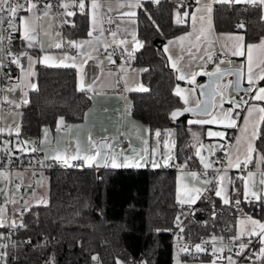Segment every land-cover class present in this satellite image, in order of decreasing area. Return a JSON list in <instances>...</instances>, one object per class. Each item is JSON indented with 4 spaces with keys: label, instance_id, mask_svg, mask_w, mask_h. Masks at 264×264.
Here are the masks:
<instances>
[{
    "label": "trees",
    "instance_id": "16d2710c",
    "mask_svg": "<svg viewBox=\"0 0 264 264\" xmlns=\"http://www.w3.org/2000/svg\"><path fill=\"white\" fill-rule=\"evenodd\" d=\"M191 0L143 1L137 12L138 37L143 46L128 61L146 66L141 79L146 91L129 93L132 115L151 129L174 127L176 146L172 152L178 163L202 168L191 142L192 126L187 114L178 120L169 118L175 108L185 104L174 92L177 79L167 63L163 44L188 29L177 24L179 11L190 12ZM187 20L188 18H184ZM213 22L218 31L243 32L247 42L264 37V17L259 4H217ZM243 24V28L238 25ZM88 13L78 10L64 27V48L73 51L72 43L85 37ZM13 47L19 42L13 38ZM16 74V68L12 70ZM91 103L87 91L76 85L73 67H37L36 87L21 104L20 136L36 139L45 125L80 122ZM231 132L234 129L230 130ZM264 157V121L255 142V154ZM48 177L46 205L27 207L20 217L23 227L16 230L14 243L3 248L6 264H173L171 231L183 210L176 201V168H108L54 166L45 171ZM241 173H232L231 202L225 205L209 189L193 205L196 210L186 222L192 235L215 232L234 235L237 218L243 212L264 216V202L242 200ZM240 200L237 206L234 202ZM202 219L203 224L194 220ZM19 225V226H20ZM1 229V227H0ZM30 241V243H29ZM95 257V259H93ZM192 261L206 257L181 256ZM3 258V255L0 257Z\"/></svg>",
    "mask_w": 264,
    "mask_h": 264
},
{
    "label": "crops",
    "instance_id": "0c3cea01",
    "mask_svg": "<svg viewBox=\"0 0 264 264\" xmlns=\"http://www.w3.org/2000/svg\"><path fill=\"white\" fill-rule=\"evenodd\" d=\"M143 1L147 0H97V3L101 7L97 10L91 8V0H83L85 4L84 10L88 13V29L85 37L78 38L72 43L73 51H69L64 48L66 43L64 37V27L71 23V19L75 13L79 10L78 8L72 9L74 5V0H59L60 10L58 14L50 10L47 16L43 15V5L38 4V11L36 15L39 19H34L31 21L32 27L35 28L33 35L35 39L31 41L25 40L23 30L21 28L18 31L17 38L19 42V47L15 49V58L19 57L20 64H16V74L14 79L15 91L10 94L13 99L19 101L21 104L25 100H28L29 92L33 88L31 85L34 83L36 85V75L37 67L39 65L49 66V67H65L64 65H69L67 67H72V63H75L76 72V85L79 90L87 91L90 96L91 103L86 109L83 119L80 122H58L55 126H43L38 138L39 142V156L44 161H57L53 160L52 157L59 154L71 155L77 150L84 154H95V151L99 148L100 151L104 149V155H108V162L104 166L97 167L95 164L96 171L99 172L101 167H110L112 154L123 153V156L130 158L133 161H139L141 156H144L148 161L150 158L157 154H163L164 156H172V152L176 146V129L174 127H166L163 129H151L146 123L138 120L132 115V102L129 93L134 91H142L141 88L147 89V86L143 83L141 75L146 71V66H134L128 59L136 51L142 48L143 40L138 37V24H137V12L138 8ZM159 1V0H151ZM190 16L195 15L196 20L193 21L188 18L185 22L188 23V29L173 37L168 39L163 44V51L165 47H168V52L164 51L169 67L173 70L177 83L174 87V92L176 94V89H181V95H179L180 100L184 103V98L187 97L188 104L185 105H197L200 102V92L199 85L205 80L206 75L196 74L195 83H191L192 74L200 73L202 71L210 72L215 70V67L208 68L205 66V61L207 59L206 53L222 52L229 55V61L220 64V67H233L239 68L243 71V82L248 84L247 80V46L248 45H260L264 41V37L260 38L255 42H247L243 32L240 31H218L215 29L213 22V10L214 6L220 3H215L213 0H191ZM63 3H68L69 7L66 10L62 7ZM111 4L112 11H108V5ZM234 3V2H232ZM211 5L212 11L209 13L206 10V5ZM239 4H249L242 2ZM199 8V11H196ZM262 15L264 17V7H262ZM67 11H72L74 15L67 16ZM126 12H134V16L124 15ZM113 14L117 18L118 34L115 38H107L104 31L101 28V18L105 15ZM22 16H31V13H20ZM95 15V22L94 17ZM58 17V20H57ZM200 17H204L203 20ZM176 18V17H175ZM209 20L211 26H209ZM14 23L18 24V20ZM92 31L93 35L88 36V32ZM203 31L201 40L197 41L195 36ZM191 33V35H189ZM0 34H2V28H0ZM181 36L186 37L183 41L179 38ZM242 36V44L245 46L244 56H233L231 52L235 44V37ZM120 40H125L126 43L121 45ZM88 41L89 43H84ZM109 42H114L119 48V55L121 57V62L117 64L116 69L107 68L106 65L110 64L113 66L116 60L112 57L113 62H109L108 56L100 53V49L108 45ZM171 42V43H170ZM31 44V47H29ZM56 44H60L57 48ZM74 44H83V47L76 48ZM209 45H211L209 47ZM27 53V55H24ZM129 53H132L129 56ZM49 57L47 63L44 62V57ZM171 56L172 60L168 57ZM204 56V59L200 57ZM253 56V70L256 75L254 76V83L251 86L252 90L249 91L251 94V101L246 106L242 116L239 120H235V127H228L227 120H222L214 124H189L190 120L197 119H211L216 116L217 113L222 111L221 98L218 96L215 99V106L212 112L206 116H193L187 119V124L192 126V136L191 142L195 147V150H200V145L202 144L208 151L209 155L225 142L229 133L232 131V141L231 146L226 158L225 165L223 168L219 169L215 175L216 185L215 190L221 191L220 200L223 202V198L227 197L231 202L233 197L231 192V182L232 173H241L243 179V192L242 200L246 203L251 202H264V199L257 201L249 193L248 198L245 199L243 193L245 191L244 184L245 180L249 185V189L252 191L260 192L264 186L260 185L259 181L264 174V159L260 153L255 154V151H249V146L255 150L256 138H253L252 133L256 132L258 136L259 128L262 122L261 117H264V113L258 111L259 108L264 107V101H255L252 99L256 95L260 87H264V80H259V68L257 67L261 61H264V49L260 47H255L252 50ZM31 57V61L29 60ZM175 61L177 68L172 67V62ZM31 64V73L29 72V66ZM2 66H3V53H2V42H0V82L2 77ZM264 66V65H261ZM114 67V66H113ZM179 69V71L177 70ZM183 73L185 75L184 80H180L178 77ZM81 77H83V89L81 87ZM120 77L125 85L126 93L122 94L115 90L116 79ZM241 93L236 92L231 89L229 92V97L236 98ZM5 95V99H7ZM229 97L225 94L223 98V111H226L231 117V108L228 105ZM1 98V97H0ZM10 101L9 99H7ZM13 105L14 103L10 101ZM255 105L252 111V115L248 116L247 110ZM15 106V105H14ZM14 112V111H13ZM12 112V113H13ZM12 113L6 115L2 118L1 129L3 134L9 135L6 131L5 126L11 121ZM247 119L248 126L247 130L244 129V121ZM159 131L160 136H155V132ZM211 132H221L222 136H208L207 133ZM195 133V135H193ZM89 136H91L92 143L89 142ZM193 138H196L193 140ZM27 142L22 141L21 149H27V144H32L33 138H26ZM239 141V144L237 143ZM103 143H108L111 145L110 148H101ZM26 147V148H25ZM203 148V147H202ZM210 149V152H209ZM147 150V151H145ZM204 155V153H200ZM232 161V165L228 164V160ZM174 162H176L173 159ZM196 161V160H195ZM247 161V162H245ZM61 162V161H57ZM79 163V166H88L82 161H70V164ZM120 162V161H118ZM240 163V167L237 168L234 165ZM143 163V161H141ZM178 163V162H176ZM185 164V163H178ZM213 164V169H217V165ZM147 163L144 164L145 168ZM125 168V167H119ZM131 168V167H130ZM176 168V201L179 198H184L185 196L191 194L194 198L198 195L195 204L199 199L209 190V184L203 183V180H210V173L207 170L199 171V167L193 166V168ZM19 172V177L22 180L23 185L26 183L35 182L30 177V173L26 170L17 169ZM195 171L197 173L207 172L206 176H201L200 179H193L188 172ZM249 172L255 173L251 178H247ZM43 173L46 174L44 171ZM42 173V174H43ZM41 174V175H42ZM223 176L224 179L220 180L219 177ZM40 177V176H39ZM193 189H199L200 192L197 194ZM26 195V187H25ZM195 204H179L181 206H190ZM247 216L253 219L260 220L264 222L263 217H257L251 212H243L237 218L236 230L233 236L238 234L241 227L245 229V236L242 240L249 237L247 232L252 229L250 223L241 226L239 221L245 219ZM258 230V229H257ZM256 241L261 242V238L258 236H252ZM264 246V245H263ZM176 249V248H174ZM177 257L179 258L180 264H211L212 260L207 261H192L183 259L181 256L184 255L183 252L176 249ZM236 261V264H264V260L260 259L259 251L248 258H237L232 259ZM173 264H177L173 260ZM216 264H229V260L216 261Z\"/></svg>",
    "mask_w": 264,
    "mask_h": 264
},
{
    "label": "snow or ice",
    "instance_id": "6c2138e0",
    "mask_svg": "<svg viewBox=\"0 0 264 264\" xmlns=\"http://www.w3.org/2000/svg\"><path fill=\"white\" fill-rule=\"evenodd\" d=\"M197 3H199V0H196ZM213 2L215 3H221V4H228V3H241L242 0H213ZM243 2L245 3H249V4H252V5H257L259 4L260 6L264 7V0H243ZM40 3V0H0V28H2V26L5 24V21H7V29L6 30H15V31H20L21 28L23 30V33H24V39L27 40V41H31L33 39H35V36L33 35V33L35 32V28L32 27V24H31V21L34 20V19H39L40 17L36 15V11H38V4ZM51 3H48V2H45L44 5H43V15L44 16H47L51 10ZM62 7L65 8L66 10L68 9L69 7V4L68 3H63L62 4ZM76 7L80 10V11H83L84 8H85V4L83 3V0H81V2H79L78 4H76ZM101 7L100 4L97 3V0H91V8L94 10V13H95V10L99 9ZM206 10L210 13L212 11V8H211V5H206ZM108 11H112V8H111V4L109 3L108 5ZM196 11H199V8H197ZM31 13L32 15L31 16H22L20 15V13ZM67 16H72L74 15V13L72 11H67ZM124 15H130V16H134L135 13L134 12H126L124 13ZM177 15V19H176V23L179 25L183 22H185V19L184 18H190L193 23L195 22L196 20V16L195 15H191L189 14V12L185 11L183 12L182 14V17H181V14L180 12L178 11L176 13ZM94 19V22H95V15L93 17ZM201 20L204 19V17H200ZM18 20V24L17 23H14ZM111 18H109V23H111ZM209 26H211L210 24V20H209ZM119 28V25L117 26ZM239 28H243V24H240L238 25ZM93 33L92 31H89L88 32V36H92ZM189 35H191V33H189ZM203 35V31H201V33L197 34L195 36V39L197 41H200L201 40V36ZM111 36L113 38H115L117 36V32L113 31L111 32ZM8 37H5L4 35L0 34V42H2L3 40L7 39ZM181 41H183L184 39H186V37L184 36H181L179 38ZM235 44L233 46V50L231 52V55L233 56H244L245 55V46L242 44V41H243V37L242 36H236L235 38ZM84 43H89L88 41H85ZM119 43L121 45L125 44L126 41L125 40H120ZM171 43V42H170ZM211 45H209L210 47ZM29 47H31V44H29ZM56 47L59 48L60 47V44H56ZM74 47L76 48H81L83 47V44H74ZM109 47V45H105V48ZM255 47H260L262 49H264V41L261 42L260 45H248L247 46V61H248V67H247V80H248V84H249V88L246 89V91H251L252 90V85L254 83V76L256 75V73H254V70H253V56H252V50L253 48ZM168 47H165L164 48V51L165 52H168ZM24 55H27V53H25ZM132 53H129V56H131ZM206 61H205V66L207 64V62H211L212 61V54L209 52V53H206ZM108 60L109 62H113L112 61V57L109 55L108 57ZM201 59H204V56H201L200 57ZM49 57L45 56L44 57V62L47 63ZM169 60H172V57L169 56L168 57ZM29 60L31 61V57H29ZM14 63L16 64H20V59L19 57H17L16 59L13 60ZM224 61L221 60L219 63H217L215 65V73L213 72H207V71H202L200 73H194L192 74V78H191V83H195V75L196 74H202V75H206L209 77V81H210V85L208 86H201V87H209L211 86V99L207 102H197V106L196 108H184L183 110H177V111H174L172 112V117L173 119H175L177 116L179 115H183L184 112H191L193 113L194 115H209L212 111V108H213V105H214V102H215V98L217 96H219L221 98V109L222 111L220 113H217L216 116L212 117L211 119H197V120H190L188 123L189 124H200V125H205V124H214V123H218L222 120H227V126L228 127H235L236 126V122H235V119L234 118H229V115L226 111H223V98H224V95H225V92H230L232 87H233V82L229 81L228 84H224L222 85L221 84V78L224 76V75H227L229 73H225V72H221V69H220V64H223ZM230 63V61H229ZM261 65H264V61H261L260 64L257 65V67L259 68V75H258V79L259 80H264V66H261ZM65 67L69 66V65H64ZM72 67H75V63H72L71 65ZM172 67L173 68H177V64L175 61L172 62ZM31 64L29 66V72L30 74L31 71ZM179 71V69H177ZM238 73L241 72V69H237L236 70ZM215 76V80L212 79V77ZM180 80H184L186 77L183 73H181L178 77ZM236 86L238 87L239 84H240V79L238 78L237 81L235 82ZM33 88L36 87V85L33 83L31 85ZM81 87L83 89V77H81ZM140 90L142 91H146L147 89H143L141 88ZM176 95L179 96L181 95V89L177 88L176 89ZM253 100L255 101H264V87H260L256 93L255 96L252 97ZM188 99L187 97L184 98V103L185 104H188ZM24 103H27V100L24 101ZM201 103H204V107L201 109L200 108V104ZM228 103L230 104H235L237 108L240 107V104L241 102L240 101H236L234 100L233 98L229 97L228 99ZM243 103H247V101H243ZM255 108V105H253L251 108H249L247 110L248 112V116H251L252 115V111L253 109ZM199 109V111H198ZM258 111L260 113H264V107H261L258 109ZM262 121H264V117H261ZM61 123H63V120L61 119ZM247 126H248V121L247 119H245L244 121V129L247 130ZM4 131L3 129H0V132ZM16 132H17V135L19 134V129L17 128L16 129ZM11 135V133H9ZM195 135V133L193 134ZM208 136H222L223 133L221 132H211L209 131L207 133ZM155 136L159 137L160 136V132L157 131L155 132ZM252 136L253 138H256L257 137V133L256 132H253L252 133ZM89 142L92 143V140H91V136H89ZM7 143V142H6ZM237 143L239 144V141H237ZM101 148H110L111 145L108 144V143H103L101 146ZM200 147H204L202 144L200 145ZM32 151H36V148L35 147H32L31 149ZM5 151H10V149H5ZM147 151V150H145ZM249 151H255L253 148H251V146H249ZM197 156H199V159H200V163L203 164V168L205 170L207 169H210L213 167V164L212 162H209L206 157L204 155H201L200 154V151L197 150V152L195 153ZM262 159H264V157H261ZM53 160H57V161H61L64 165L66 166H71L70 164V161H82L83 163L87 164L89 167H92L94 164L95 166L97 167H100V166H104L105 164H107L108 162V155L105 154L103 157H101V151L100 149L98 148L96 151H95V154H84V155H81V153L79 152V150H77L75 153L71 154L70 156L69 155H66V154H57L55 156L52 157ZM173 160V157L172 156H168L166 157L164 160H163V165H169V161ZM120 161V162H118ZM141 161H143V163H141ZM247 162V161H245ZM9 163H11V159L9 158ZM145 163H148V161L145 159L144 156H141L140 157V160L139 161H133L131 160L130 158L128 157H125L123 156V153H119V154H112V157H111V163H110V167L111 168H119V167H125V168H138V167H143ZM228 164L231 166L232 165V161L229 159L228 160ZM152 166L153 167H157V166H162V165H159L157 164L155 161L152 162ZM177 168H183V167H186L187 166V162H185L184 165H175ZM235 167L239 168L240 167V163H236L234 165ZM187 175H189L190 177H192L193 179H200L201 176H206L207 175V172L205 171L204 173H197L195 171H190L187 173ZM255 175V173L253 172H249L247 174V178L248 179H251L253 176ZM9 176V173L6 172V171H0V178H7ZM220 180H223L224 177L223 176H220L219 177ZM241 179H244L243 177ZM203 183L205 184H212L213 181L211 180H203ZM260 185L264 186V174H262V178L260 179L259 181ZM19 187V186H17ZM244 188H245V191L243 193L245 199L248 198V195L249 193L251 194V196L257 200V201H260L262 199H264V188L261 189L260 192H257V191H252L251 189H249V185L247 183V180H245V184H244ZM4 190L3 189H0V192H3ZM192 191H195L197 194H199L200 190L199 189H193ZM215 195L217 197L221 196V191L219 190H215ZM198 195L194 198L191 194L185 196L184 198H179L178 199V202L179 204L183 205L185 203L187 204H195L196 202V199H198ZM251 202V201H250ZM12 203H16V201H12ZM41 203H43V201H41ZM223 203L225 205L229 204L230 201L227 197L223 198ZM237 206L240 204V200H236L234 202ZM0 211H3V209H0ZM177 220V227L179 228L180 232L182 233L184 231V229L180 226V217L178 216L176 218ZM250 223L253 227L250 231L247 232V235L249 237H252V236H258L261 238V243L262 245H264V222H261L260 220H257V219H253L252 217L250 216H247L245 219H241L239 221V224L241 226H244L246 224ZM15 227V221H12L9 225H5L3 219H0V227ZM24 225L21 223L20 227H23ZM258 229V230H257ZM3 233H0V239L3 238ZM245 236V229L244 227H241L238 234H236L235 236L231 237L230 239L232 241H236V240H242L243 237ZM180 239H183V237L181 236ZM217 239H219L220 241H223L224 237H215L213 236L212 237V241L215 242ZM251 239L248 240V243L245 244V243H240L239 244V249L241 250L240 253L238 254H242L243 251L245 249L248 248V246L251 244ZM30 243V241H29ZM208 241H203V244H207ZM178 247H180L178 245ZM195 249L197 252H206L207 249L205 247L202 246V244H196L195 245ZM180 251L182 252H187L188 251V248H187V245H184L183 247H180ZM224 251V248H213L212 250V255L216 258H219L216 256L217 253H223ZM0 255H6V253H3V254H0ZM259 257L260 259L264 260V246H261L260 249H259ZM95 259V257L93 258ZM229 260V264H236V261L232 260L231 257H228L227 258ZM177 264H180V261H179V258H177ZM211 264H216V259H213L211 261Z\"/></svg>",
    "mask_w": 264,
    "mask_h": 264
},
{
    "label": "built area",
    "instance_id": "2783aa9c",
    "mask_svg": "<svg viewBox=\"0 0 264 264\" xmlns=\"http://www.w3.org/2000/svg\"><path fill=\"white\" fill-rule=\"evenodd\" d=\"M74 5L72 9L77 8L76 4L81 2V0H74ZM45 2L51 3V9L55 11L57 14L60 10L59 0H40V5H44ZM109 18H111V23H109ZM58 20V17H57ZM59 21V20H58ZM101 28L105 33V36L109 39L111 38V32L115 31L118 34L117 27V18L115 15H105L101 18ZM7 29V21L2 26V35L8 37L7 39L2 41V53H3V66H2V77L0 82V129L2 126V118L6 115H9L13 111L16 110V107L7 99H5V95L11 94L15 91L14 79L15 76L12 73V70L15 69L16 63L13 62L15 58V49L13 47V38L18 35V31L15 30H6ZM109 47L101 48L100 53L103 55H110L115 60L116 63L111 66L107 64V68L116 69L117 64L121 62V57L119 55V48L116 43L109 42ZM212 61L207 62L206 66L208 68H213L217 63L221 60L224 62L229 61V55L224 54L222 52H213L212 53ZM115 90L119 93L125 94L126 89L123 80L118 77L115 82ZM236 101H240V107L237 108L235 104L228 105L231 108V117L235 120H239L242 116L246 106L251 101L250 92H242L238 97L234 98ZM243 101H247V103H243ZM232 133H229V136L225 140V142L219 147V149L215 150L212 155H209V162H212L217 165V169H207L210 173V180L213 181L212 184H209V189H214L216 185L215 175L219 169L223 168L226 162V158L231 146L232 141ZM7 142V143H6ZM22 141L20 139L15 140L12 135H5L0 132V169H6L9 171V180H8V217L5 222V225H9L12 221H15V227H1L0 233H3V238L0 239V254L3 253V248L7 247L9 244L14 243L16 239V230L20 227V217L26 211L27 207L24 205L25 203V186L22 183V180L19 176L14 174V171L17 169L26 170L30 173V177L32 180L38 178L42 172L51 169L54 166L58 167H67L62 162L57 161H44L39 156V142L37 139H34L32 144H27V151H23L21 149ZM32 147L36 148V151H32ZM26 148V147H25ZM5 149H10V151H5ZM9 158L11 159V163H9ZM166 158L163 154H157L148 160L146 167L148 168H160L175 165H183L174 162L173 160L169 161V165H163V160ZM155 161L157 164L162 166L153 167L152 162ZM196 161L192 160L189 164H187V168H193L195 166ZM199 171L205 170L203 167L198 168ZM19 186V187H17ZM16 201L17 206L13 208L12 201ZM196 210V207L193 205L184 206L183 210L177 215L180 217V226L184 229L181 233L179 228L177 227V220L175 219L172 226L171 231V244L173 248H176L180 251V247L187 245L188 251L183 252L184 254H188L192 257H206L208 260L216 259V261H224L227 260L228 257L232 259L237 258H248L259 251L260 247L263 246L261 242L256 241L253 237H247L244 240H236L232 241L230 238L233 235H220L215 232H209L196 237L192 235V232L186 229V222L190 219L193 212ZM176 217V218H177ZM197 224H203L204 220L198 219L194 220ZM183 239H180V237ZM215 236L217 238L224 237L223 241L217 239L215 242L212 241V237ZM251 239V244L247 249L243 251L242 254H238L241 252L239 249L240 243H248V240ZM203 241H208L205 245ZM196 244H202L203 247L207 249L206 252H197L195 249ZM178 245L180 247H178ZM224 248L223 253H217L216 258L212 255L213 248ZM182 252V251H181ZM2 255H0L1 257ZM130 264H135L131 262Z\"/></svg>",
    "mask_w": 264,
    "mask_h": 264
},
{
    "label": "rangeland",
    "instance_id": "374dc122",
    "mask_svg": "<svg viewBox=\"0 0 264 264\" xmlns=\"http://www.w3.org/2000/svg\"><path fill=\"white\" fill-rule=\"evenodd\" d=\"M182 17V14H181ZM177 19V15L175 20ZM7 99L12 101L16 107V110L12 113L11 121L5 126V129L7 132L11 133V135L14 137L15 140L20 139L24 143L27 142L26 138L20 136V116H21V103L10 96L8 94ZM19 129V134L17 135L16 129ZM10 135V134H9ZM196 138H193V140ZM195 141V140H194ZM20 147L23 148L21 145ZM23 151H27L23 149ZM210 152V149H209ZM0 171H6L9 173L6 169H0ZM43 173V172H42ZM41 173V174H42ZM14 174L16 176H20L19 172L17 170L14 171ZM8 180L9 176L5 178H0V189H3V192H0V209H3V211H0V219H3L4 223L7 220L8 217V203H9V197H8ZM26 195H25V203L24 205L26 207L29 206H35V205H46L48 202V177L45 173L40 175L36 179L35 182L32 183H26ZM43 201V203H41ZM13 208L17 206L16 203L12 204ZM176 249H173V260L176 262L177 260V254ZM3 254V253H2ZM0 264H6L5 255H3V258H0Z\"/></svg>",
    "mask_w": 264,
    "mask_h": 264
},
{
    "label": "water",
    "instance_id": "95a60500",
    "mask_svg": "<svg viewBox=\"0 0 264 264\" xmlns=\"http://www.w3.org/2000/svg\"><path fill=\"white\" fill-rule=\"evenodd\" d=\"M187 11V10H186ZM221 69V72H225V73H229L227 75H224L222 78H221V84L224 85V84H228L229 81L233 82V90H235L236 92H239V93H242V92H249V91H246V89L249 88V85H246L244 84L243 82V71L241 70V72H237L236 70L239 69V68H233V67H220ZM210 72H213L215 73V70H212ZM215 76L212 77L213 80H215ZM240 79V84L239 86L237 87L235 82L237 81V79ZM210 85V81H209V77L206 76L205 77V80L199 85V92H200V102H207L211 99V86L209 87H201V86H208ZM225 94L229 97V92H225ZM218 97V96H217ZM216 97V98H217ZM215 98V99H216ZM234 99V98H233ZM197 105H194V106H191V105H185L184 107L182 108H175L173 109L170 114H169V118H171L172 120H178L180 119L181 117L187 115V114H191V115H194L193 113L191 112H184L183 115H179L177 116L175 119H173L172 117V112L174 111H177V110H183L184 108H196ZM204 103H201L200 104V108L202 109L204 107ZM215 106V102H214V105H213V108ZM212 108V110H213ZM199 111V109H198ZM212 112V111H211ZM197 116H206V115H197ZM200 153H204V156L206 157V159L209 161V154H208V151L205 147L201 148L200 150ZM104 156V149L101 150V157ZM173 157V156H172ZM199 158V156H198ZM200 160V159H199ZM202 167H203V164H202Z\"/></svg>",
    "mask_w": 264,
    "mask_h": 264
}]
</instances>
